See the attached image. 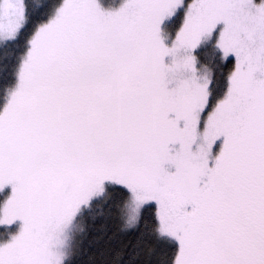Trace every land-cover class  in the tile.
I'll return each instance as SVG.
<instances>
[{
	"label": "snow or ice",
	"instance_id": "snow-or-ice-1",
	"mask_svg": "<svg viewBox=\"0 0 264 264\" xmlns=\"http://www.w3.org/2000/svg\"><path fill=\"white\" fill-rule=\"evenodd\" d=\"M0 264H264V0H0Z\"/></svg>",
	"mask_w": 264,
	"mask_h": 264
}]
</instances>
